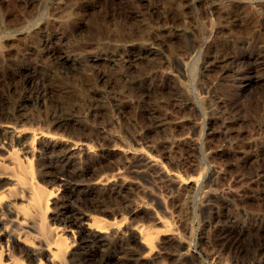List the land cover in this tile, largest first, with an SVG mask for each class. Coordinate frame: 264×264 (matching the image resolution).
I'll use <instances>...</instances> for the list:
<instances>
[{
	"label": "rangeland",
	"instance_id": "1",
	"mask_svg": "<svg viewBox=\"0 0 264 264\" xmlns=\"http://www.w3.org/2000/svg\"><path fill=\"white\" fill-rule=\"evenodd\" d=\"M255 56L264 60V0H0V190L18 186L9 201L24 207L12 203L19 227L31 213L30 188L14 182L17 158L54 193L45 218H27L20 235L44 222L54 246L61 233L60 264H264V65L244 81ZM41 143L73 151L68 166L54 156L53 165L81 174L75 212L114 223L86 231L102 248L59 219L67 199ZM136 159L148 162L132 169ZM3 231L1 262L39 264L32 252L45 239L31 230L25 247Z\"/></svg>",
	"mask_w": 264,
	"mask_h": 264
},
{
	"label": "bare ground",
	"instance_id": "2",
	"mask_svg": "<svg viewBox=\"0 0 264 264\" xmlns=\"http://www.w3.org/2000/svg\"><path fill=\"white\" fill-rule=\"evenodd\" d=\"M157 49L156 48H154V47H148L147 49H146V52L147 53H149V54H151V55H156V51ZM66 52V51H65ZM65 52H63V51H60V52H58V57H59V60L63 63V64H66L67 66H74V65H76L75 64V59H72L71 57H70V55H68L67 53H65ZM218 55V54H217ZM217 58H219V60H218V64H224L225 65V63H226V61H227V59L225 58V57H220V56H218V57H216V59ZM223 65V66H224ZM263 65H264V60H261V58H257L256 56L253 58V59H251L250 61H249V66H248V68H247V73H246V76H244V81L245 82H247V83H249V82H251L253 79H254V77L255 76H257V73L259 72L257 69H256V67H263ZM206 67V66H205ZM58 119V118H57ZM60 119H62V118H60ZM64 119V118H63ZM66 119V118H65ZM58 121V120H57ZM61 122V121H60ZM57 123V122H56ZM34 133V132H33ZM36 134V133H35ZM35 134H33L34 135V137H35ZM37 135V134H36ZM42 136H45V135H43L42 134ZM34 137H32L33 139H35ZM39 143V142H38ZM74 143V142H73ZM72 143V144H73ZM23 146H22V149H20V150H23V147H25V145L23 144V143H21ZM76 144V143H75ZM74 144V145H75ZM20 145V144H19ZM66 145H68V144H66ZM65 145V146H66ZM76 145H78V144H76ZM81 145H85V144H82L81 143ZM27 146V145H26ZM40 151H41V155H42V157H44L45 159H46V163H47V167L49 168V167H52L54 170H56V173H57V176H56V178H58V180L60 181V184H58V187H63V195H61V197L63 198L64 196L66 197V199L67 200H65L60 206V209H61V211H60V215H61V218H59V219H61L62 220V218H63V221L66 223V224H69L70 226L72 225L73 227H75V228H73L72 226V228L73 229H75L74 231L76 232V233H78V235H79V241L82 243V244H85L86 245V243L87 242H89V238H91V237H89V235H91V234H87L86 233V231L88 230V231H90V230H95V231H101L102 232V229L105 231V229H107L108 230V228H109V225H111V226H114V225H112V224H114V223H111V224H108V222L109 221H106V222H104V221H101L100 219L98 220V218L96 217V218H91L90 216H89V218L85 215L84 217L82 216V215H79V213H77V212H75V208H73V205L71 204V201H70V199H72V198H74V197H76L77 196V193H78V187L79 186H81L80 185V183L82 182V180L78 177V176H80V175H78V176H75V175H77V174H73V173H71V172H67L66 171V169L65 170H60V171H57V170H59V169H57V167L55 168V166L53 165L54 163H53V160H52V158H53V156L55 157V158H57L58 160H61L62 162L64 161L65 162V164L67 165V164H70V162H73L72 160H73V157L70 155V153H72L73 151H69V147L67 148V146H66V148H63V149H61V150H56V149H52L51 147L52 146H50L49 147V145L47 146H45V145H43L42 143L40 144ZM64 146V145H63ZM82 146V147H83ZM29 147V146H28ZM27 147V148H28ZM60 147V146H59ZM12 148H13V146H12ZM79 148V147H78ZM38 149V150H39ZM15 150V149H14ZM14 150H12L13 152L12 153H15L16 155H17V151L18 150H16V151H14ZM29 151V150H28ZM34 151H36V150H34V149H32V152H30V154L32 155V156H34L36 153L34 152ZM78 151V150H77ZM24 152V151H23ZM25 152H26V150H25ZM74 154V153H73ZM12 155H14V154H12ZM19 155V154H18ZM40 155V154H39ZM40 155V156H41ZM74 156V158H76L75 157V155H73ZM17 157V156H16ZM33 158V157H32ZM13 159V158H12ZM14 159H16L15 158V156H14ZM19 158H17L15 161H14V165L15 166H17L18 167V169H15V166H14V170H19V175L17 176V180L16 179H14L15 181V184L16 185H19V187L20 186H22V189H23V187H25V189L27 188V187H29L30 188V192H27L29 195H26L25 194V196H28V197H26L25 199H26V207L28 208V210L30 209V211H28L27 213H31L30 215H29V218L30 219H34V221H35V219H37L38 217L37 216H39L40 214H42V212L43 213H45L44 215H43V217L45 218V215H46V213L47 212H45V211H47V205H48V203L50 202V200L48 201V198H49V195L51 196L52 194H54V193H52L51 194V191H48L47 190V188H45L44 186V188L43 187H41V185L42 184H40V186H39V184L37 183V180L35 179V176H34V179L36 180V183L38 184V186H35L34 184H33V182L34 181H32V180H34L33 179V170L31 169L32 167L30 166L31 165V163H30V168H29V166L27 167L26 166V164H24L25 165V167H24V165L23 164H21L22 163V161L21 162H19V160H18ZM26 159V158H25ZM28 159H30L29 157H28ZM42 159V158H41ZM135 159V158H134ZM27 160V159H26ZM50 160V161H49ZM56 160V159H55ZM57 160V161H58ZM142 160V159H141ZM140 159H136V160H134L133 162H132V164H131V166H132V169H134V168H136V169H140L142 166H144V163H147V162H142ZM13 161V160H12ZM31 160H27V164L30 162ZM60 162V161H59ZM150 162V161H149ZM12 163V162H11ZM62 164V163H61ZM60 164V165H61ZM128 164V163H127ZM130 164V163H129ZM59 166V165H58ZM62 166V165H61ZM68 166V165H67ZM128 166V165H127ZM130 166V165H129ZM147 166V165H146ZM60 168V167H59ZM67 168V167H66ZM61 169V168H60ZM135 169V170H136ZM134 170V171H135ZM142 170V169H141ZM16 172H18V171H16ZM138 172H140V171H138ZM15 173V172H14ZM119 173V172H118ZM113 177H114V175H112ZM13 178L14 177H16V175H14V176H12ZM117 177V176H116ZM82 178V177H81ZM13 180V179H12ZM111 180V179H110ZM110 180H109V185H110ZM17 181V182H16ZM104 181V180H103ZM13 182V181H12ZM13 182V183H14ZM107 182V181H106ZM115 182V181H114ZM83 183V182H82ZM116 183V182H115ZM12 184V183H11ZM104 185V184H103ZM117 185V184H116ZM2 185H1V183H0V187H1ZM12 187H5V188H3L2 190H0V220H3V218H5L6 219V221H3V222H5V223H1L0 222V231L2 230H4L3 231V236H4V239L6 238V241H7V243L8 242H13L14 240H15V237H16V239H17V241H19V242H21V243H23V245H25V247H26V241H27V237H26V235L29 237V234L31 233L30 231L32 230L33 232L31 233V237L33 238V236L32 235H34L36 238H38V240H41V241H43V239H45L46 237H45V229H46V231H47V228H45L43 225H41V224H44V222L43 223H41L39 220L40 219H38V221L41 223V224H39V223H37L36 225H31V226H29V229H30V231L29 230H27L26 228V230L23 232V236L22 235H20V232H22L24 229V227L22 228V226H25V225H27L28 226V224H26L27 222L29 223V218L28 217H26V214H24V213H22V219L21 220H25L26 219V221H24V222H26V223H22L23 225H20L21 227H19V224H21L20 223V219H19V212H17V211H15V209H14V207H16V200L14 201V202H12L13 200L11 199V198H13L12 197V195L14 196L16 193H21L20 191H18V192H13V193H15V194H13L12 193V189L14 188L15 190H19V188H18V186L15 188V185H11ZM14 186V187H13ZM57 186V185H56ZM86 186V185H85ZM107 186V185H106ZM47 187V186H46ZM82 187V186H81ZM108 187V186H107ZM111 187V186H110ZM114 187H116V186H114ZM2 188V187H1ZM0 188V189H1ZM114 189H116V188H114ZM14 190V191H15ZM21 190V189H20ZM52 190V189H51ZM57 190V189H56ZM81 190V189H80ZM79 190V191H80ZM90 190V189H89ZM108 190V189H107ZM110 190H112V189H110ZM26 191L27 190H25L24 191V189H23V192H25L26 193ZM82 191V190H81ZM87 191V190H86ZM91 191V190H90ZM116 191H117V189H116ZM55 192V191H54ZM93 192V191H92ZM110 192V191H109ZM80 193V192H79ZM81 193H83V192H81ZM106 193V192H105ZM108 193V192H107ZM117 193H118V191H117ZM116 193V194H117ZM110 194V193H109ZM115 194V193H114ZM79 195V194H78ZM16 196H17V194H16ZM85 196V195H84ZM15 197V196H14ZM77 197H79V196H77ZM82 197V196H81ZM20 198V197H19ZM61 198V199H62ZM87 198V197H86ZM12 200V201H9V200ZM73 200V199H72ZM76 200H78V199H76ZM84 200V199H83ZM69 201V202H68ZM74 201V200H73ZM80 201V200H79ZM78 201V202H79ZM15 205H13V204ZM23 205V204H22ZM25 205V204H24ZM57 205V204H56ZM14 206V207H13ZM20 207H22L21 205H20ZM19 206H18V210H19V208H20ZM22 208H24V207H22ZM77 208V207H76ZM26 209V208H25ZM22 210V209H21ZM27 211V210H26ZM59 211V210H58ZM135 211V210H134ZM25 212V211H24ZM79 212V211H78ZM132 212H133V210H132ZM21 215V214H20ZM24 215V216H23ZM28 215V214H27ZM92 216V215H91ZM26 217V218H25ZM59 217V216H58ZM27 218L29 219L28 221H27ZM41 218V217H40ZM56 219H57V217H55ZM42 220V219H41ZM37 221V220H36ZM42 221H44V219L42 220ZM22 222V221H21ZM33 222V220L32 221H30V223H32ZM111 222V221H110ZM35 223V222H34ZM108 224V228H107V224ZM8 226V227H7ZM2 227V228H1ZM42 227V228H41ZM45 229H44V228ZM68 227V226H67ZM111 228V227H110ZM109 228V229H110ZM59 229V228H58ZM65 229V228H64ZM107 230H106V232H107ZM140 230V229H139ZM58 231V230H57ZM62 231V230H61ZM87 231V232H88ZM94 231V232H95ZM103 231V232H104ZM147 231H149V230H147V229H141L139 232L140 233H138L139 235H140V237H141V241L142 242H144V243H146V244H152V245H150L151 247L153 246V242L151 241V238L152 237H150L151 236V232L149 233V232H147ZM93 232V231H92ZM100 232V233H101ZM105 232V233H106ZM24 233H25V237H24ZM34 233V234H33ZM70 233H71V235H74V233H73V231H70ZM89 233V232H88ZM2 234V233H1ZM15 234H16V236H15ZM36 234V235H35ZM46 234H48V233H46ZM61 234V233H60ZM60 234H56L55 236H57L58 235V239H57V241L58 242H55V238H53V244H54V246L52 245V241H50V238L51 237H49L48 236V243H47V239H45V241L46 242H44L45 244L47 243V248H46V250H42V249H44V248H42V249H38L37 250V248H36V250L34 249L33 250V255H35L37 258H36V261H37V259H39V264H43L42 262H44L45 263V261L46 260H48V262H50V264H54V262H53V260H55L56 259V261H57V259H58V257L60 258V259H62L61 258V254H63V252H65L64 251V249H66V247L64 248V245L62 244V243H65L64 241V239H63V242H62V238H63V236H61L60 237ZM93 234V233H92ZM98 234V233H97ZM103 234V233H102ZM18 235V236H17ZM20 235V236H19ZM63 235V234H62ZM95 235V234H94ZM93 235V236H94ZM99 235V234H98ZM92 236V235H91ZM100 236V235H99ZM1 237V236H0ZM43 237H45V238H43ZM75 237V236H74ZM101 237V236H100ZM139 237V238H140ZM3 238V237H2ZM108 238V237H107ZM35 239V238H34ZM91 239H93L94 241H96L97 242V245H94L95 246V248H96V246H98V247H101V246H103L105 243H104V241L102 240V239H99V238H91ZM52 240V239H51ZM92 240V241H93ZM105 240H107L106 238H105ZM109 240V239H108ZM153 240V239H152ZM50 241V242H49ZM110 241V240H109ZM140 241V240H139ZM3 242V241H2ZM2 242H0V244L2 243ZM5 242V241H4ZM3 242V243H4ZM36 242H39V241H36ZM91 242V241H90ZM96 242H94V243H96ZM2 243V244H3ZM6 243V242H5ZM40 243V242H39ZM144 243H142V244H144ZM57 244V246L55 247V245ZM66 244V243H65ZM89 244V243H88ZM108 244V243H107ZM146 244H144L145 246H147ZM8 245H12V244H8ZM7 245V246H8ZM39 245V244H38ZM84 245V246H85ZM90 245V244H89ZM92 245H93V243H92ZM110 245V244H109ZM108 245V246H109ZM14 246V245H13ZM40 246H41V244H40ZM40 246H39V248H40ZM66 246V245H65ZM68 246V245H67ZM80 246V245H79ZM107 246V247H108ZM6 247V246H5ZM38 247V246H37ZM46 247V246H45ZM69 247V246H68ZM82 247V246H81ZM93 247V246H92ZM125 247H127V246H125ZM148 248H149V246H147ZM150 247V248H151ZM15 248V247H14ZM84 248V247H83ZM94 248V249H95ZM102 248V247H101ZM132 249H133V247H131ZM6 249V248H5ZM32 249V248H31ZM31 249H29V250H31ZM75 249H77V248H75ZM88 249H89V247H88ZM103 249H104V247H103ZM123 249V248H122ZM2 250V248L0 247V252H3V251H5V250H3V251H1ZM7 250V249H6ZM10 250H12V246H11V249ZM9 250V251H10ZM23 250V249H22ZM28 250V251H29ZM99 250H101V249H99ZM152 250V249H151ZM13 251H15V250H13ZM13 251H11V253L10 252H7L6 253V255L9 253L10 255L11 254H13L14 252ZM25 251V250H24ZM27 251V252H28ZM45 251L46 252H48V254L50 255V257L51 258H47L45 261H43V259H42V256L44 255V253H45ZM67 251V250H66ZM92 251H93V249H92ZM102 251V250H101ZM100 251V252H101ZM122 251V250H121ZM129 251V250H128ZM149 251V250H148ZM6 252V251H5ZM13 252V253H12ZM74 252H76V251H74ZM94 253H95V251H93ZM114 252V251H113ZM135 252V251H134ZM186 252V251H185ZM4 253V252H3ZM123 253H124V251H123ZM178 253V252H177ZM182 253V254H181ZM181 253H178V255L180 254L181 256L183 255V252L181 251ZM186 253H188V252H186ZM186 253H184V254H186ZM199 253V252H198ZM1 254V253H0ZM9 254H8V256H9ZM15 254V253H14ZM30 254V253H29ZM77 254V253H76ZM92 254V253H91ZM98 254H100L99 252H98ZM121 254V253H120ZM130 254V253H129ZM205 254V253H204ZM4 255V254H3ZM22 255V254H21ZM26 255V254H25ZM42 255V256H41ZM45 255H47V254H45ZM64 255H66L65 253H64ZM95 255V254H94ZM102 255V254H101ZM123 255V254H122ZM132 255V254H131ZM131 255H130V257H131ZM179 255V256H180ZM187 255V254H186ZM2 256V255H1ZM12 256V255H11ZM14 256V257H13ZM12 257L14 258H8L9 259V261H7V262H5V260H4V262H1V260H0V264H20V262H16L17 260H15V257H16V255H13ZM29 256V255H28ZM38 256H39V258H38ZM41 256V257H40ZM96 256V255H95ZM113 256V255H112ZM115 256V255H114ZM124 256V255H123ZM122 256V257H123ZM137 256V255H136ZM185 256V255H184ZM199 256H201L200 254H199ZM203 256V255H202ZM10 257V256H9ZM22 257H24V255L22 256ZM21 257V258H22ZM26 257V256H25ZM31 257V256H30ZM34 257V256H33ZM62 257H63V259L65 260V258H64V256L62 255ZM119 257V256H118ZM125 257V256H124ZM133 257V256H132ZM5 258V257H4ZM18 258H20V257H17L16 259H18ZM35 258V257H34ZM91 258V257H90ZM128 258V257H127ZM136 258V257H135ZM134 258V259H135ZM139 258V257H138ZM183 258H185V257H183ZM7 259V258H6ZM24 259V258H23ZM23 259H21L22 261H23ZM62 259V260H63ZM119 260L118 261H120L119 263H121V264H129V261H131L130 259H128V260H126V259H121V256H120V258H118ZM132 259V258H131ZM202 259V258H201ZM25 260V259H24ZM30 260V259H29ZM61 260V263H63L64 264V261H62ZM113 259L112 258H108V257H99L98 256V258L97 257H94V259H92V261H87V262H85L84 264H114V262L112 261ZM117 260V259H116ZM139 260V259H138ZM31 261V260H30ZM35 261V260H34ZM55 261V262H56ZM58 261H59V259H58ZM57 261V262H58ZM136 261V260H135ZM140 261V260H139ZM56 262V263H57ZM116 262V261H115ZM138 261H136V263H137ZM21 263H23V262H21ZM26 263V262H25ZM29 264H31V263H29ZM59 264H60V261H59ZM131 264H134V263H131ZM141 264V263H140Z\"/></svg>",
	"mask_w": 264,
	"mask_h": 264
}]
</instances>
